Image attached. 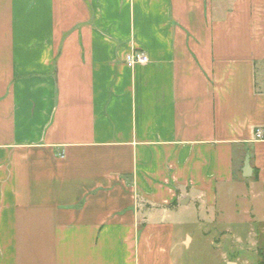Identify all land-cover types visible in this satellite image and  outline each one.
I'll return each mask as SVG.
<instances>
[{"label":"crops","instance_id":"0c3cea01","mask_svg":"<svg viewBox=\"0 0 264 264\" xmlns=\"http://www.w3.org/2000/svg\"><path fill=\"white\" fill-rule=\"evenodd\" d=\"M263 65L264 0H0V264H178L264 186Z\"/></svg>","mask_w":264,"mask_h":264},{"label":"rangeland","instance_id":"374dc122","mask_svg":"<svg viewBox=\"0 0 264 264\" xmlns=\"http://www.w3.org/2000/svg\"><path fill=\"white\" fill-rule=\"evenodd\" d=\"M217 201L210 220L184 226L181 233L187 231L192 242L178 246L177 263L264 264V186L237 178L219 190Z\"/></svg>","mask_w":264,"mask_h":264},{"label":"built area","instance_id":"2783aa9c","mask_svg":"<svg viewBox=\"0 0 264 264\" xmlns=\"http://www.w3.org/2000/svg\"><path fill=\"white\" fill-rule=\"evenodd\" d=\"M126 64L129 67H134L136 65H144L148 62V57L144 52H132L126 57ZM261 130H256L255 137L257 139L261 138Z\"/></svg>","mask_w":264,"mask_h":264},{"label":"water","instance_id":"95a60500","mask_svg":"<svg viewBox=\"0 0 264 264\" xmlns=\"http://www.w3.org/2000/svg\"><path fill=\"white\" fill-rule=\"evenodd\" d=\"M251 168L249 166V157L246 156L245 157V160H244V163H243V168H242V175L243 177H248L250 176V173H251Z\"/></svg>","mask_w":264,"mask_h":264}]
</instances>
